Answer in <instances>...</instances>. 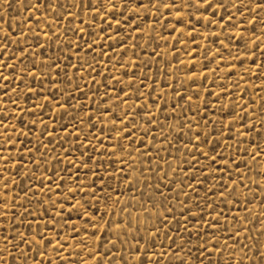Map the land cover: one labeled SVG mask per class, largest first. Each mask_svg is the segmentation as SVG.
Here are the masks:
<instances>
[{
    "label": "rangeland",
    "instance_id": "rangeland-1",
    "mask_svg": "<svg viewBox=\"0 0 264 264\" xmlns=\"http://www.w3.org/2000/svg\"><path fill=\"white\" fill-rule=\"evenodd\" d=\"M262 3L0 0V264H264Z\"/></svg>",
    "mask_w": 264,
    "mask_h": 264
},
{
    "label": "snow or ice",
    "instance_id": "snow-or-ice-1",
    "mask_svg": "<svg viewBox=\"0 0 264 264\" xmlns=\"http://www.w3.org/2000/svg\"><path fill=\"white\" fill-rule=\"evenodd\" d=\"M40 2L44 3L45 0H40ZM141 2H143V0H141ZM174 2H175V0H173V3ZM205 3L208 4V5H211L212 0H205ZM217 7H219V5H217ZM257 7L261 8V9H264V3L258 4ZM241 11H242V9H241ZM229 19H231V17H229ZM89 47H91V46H89ZM0 78L8 79V77H4L3 76V72L2 71H0ZM189 99H191V98L189 97ZM149 123H151V121H149ZM146 134H147V132H146ZM128 135L131 136V132H129ZM253 158L255 159V154L253 155ZM209 159L211 160L212 163L216 162V158L215 157H209ZM152 235L155 236V233L153 232ZM0 239L7 240L8 238H7V236H4V237H0ZM22 242L25 243V244L29 243L26 239H24ZM14 246L18 247V245H14ZM37 255H39V253H37ZM182 264H183V262H182Z\"/></svg>",
    "mask_w": 264,
    "mask_h": 264
}]
</instances>
